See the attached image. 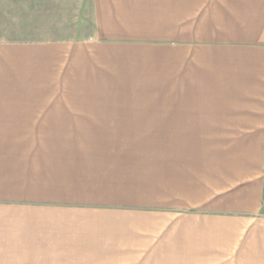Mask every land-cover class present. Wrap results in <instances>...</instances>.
<instances>
[{"label":"crops","instance_id":"obj_1","mask_svg":"<svg viewBox=\"0 0 264 264\" xmlns=\"http://www.w3.org/2000/svg\"><path fill=\"white\" fill-rule=\"evenodd\" d=\"M90 5L0 43V264H264V0Z\"/></svg>","mask_w":264,"mask_h":264},{"label":"rangeland","instance_id":"obj_2","mask_svg":"<svg viewBox=\"0 0 264 264\" xmlns=\"http://www.w3.org/2000/svg\"><path fill=\"white\" fill-rule=\"evenodd\" d=\"M92 30L90 0H0V43L87 38L93 34ZM50 92L45 91V94L49 96ZM88 252L76 250L74 256L60 262L91 264L101 261L82 258ZM75 254H82V257Z\"/></svg>","mask_w":264,"mask_h":264}]
</instances>
